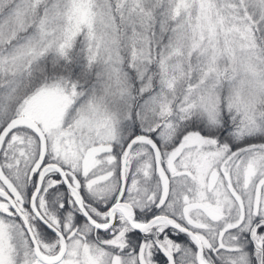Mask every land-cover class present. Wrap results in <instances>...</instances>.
Listing matches in <instances>:
<instances>
[{"label":"snow or ice","instance_id":"obj_1","mask_svg":"<svg viewBox=\"0 0 264 264\" xmlns=\"http://www.w3.org/2000/svg\"><path fill=\"white\" fill-rule=\"evenodd\" d=\"M0 264H264V0H0Z\"/></svg>","mask_w":264,"mask_h":264}]
</instances>
